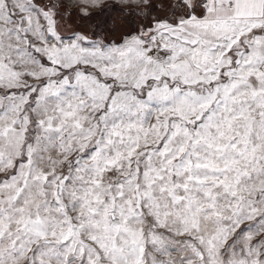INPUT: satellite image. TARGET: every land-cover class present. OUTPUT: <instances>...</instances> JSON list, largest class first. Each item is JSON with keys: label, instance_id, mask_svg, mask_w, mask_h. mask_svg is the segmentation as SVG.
Returning <instances> with one entry per match:
<instances>
[{"label": "rangeland", "instance_id": "obj_1", "mask_svg": "<svg viewBox=\"0 0 264 264\" xmlns=\"http://www.w3.org/2000/svg\"><path fill=\"white\" fill-rule=\"evenodd\" d=\"M170 1L0 0V264H264V0Z\"/></svg>", "mask_w": 264, "mask_h": 264}, {"label": "trees", "instance_id": "obj_2", "mask_svg": "<svg viewBox=\"0 0 264 264\" xmlns=\"http://www.w3.org/2000/svg\"><path fill=\"white\" fill-rule=\"evenodd\" d=\"M36 2H40V1H43V0H35ZM53 5L51 6H48V4H43V9L46 11V12H49L51 14H53L54 16H60L59 14V11L57 9V5L58 3H60V0H52L51 2ZM201 3V0H173V1H170L169 3V7H168V12L171 14V18L172 16L174 17V15L176 14H179L181 11H182V8L184 7L185 10L187 12H193L194 9L196 7H198V5ZM107 5V6H106ZM110 8V4H104L99 13L98 14H101L102 16H105L106 18H108L109 14L110 13H113L114 11L115 12H119V13H123V14H126V12L130 13V14H134L135 16L138 14V15H141V16H145L147 15L150 10H151V7H152V1L149 2L146 6H142V7H137V8H130V7H127V8H122V7H117V6H113L112 8L113 9H108ZM129 10V11H127ZM168 18V17H167ZM168 21L169 22H172V20H169L168 18ZM148 35V34H147Z\"/></svg>", "mask_w": 264, "mask_h": 264}, {"label": "crops", "instance_id": "obj_3", "mask_svg": "<svg viewBox=\"0 0 264 264\" xmlns=\"http://www.w3.org/2000/svg\"><path fill=\"white\" fill-rule=\"evenodd\" d=\"M260 2H262V0H254V5H253V7L256 8V5H258Z\"/></svg>", "mask_w": 264, "mask_h": 264}]
</instances>
